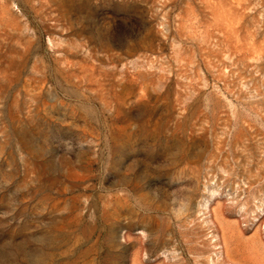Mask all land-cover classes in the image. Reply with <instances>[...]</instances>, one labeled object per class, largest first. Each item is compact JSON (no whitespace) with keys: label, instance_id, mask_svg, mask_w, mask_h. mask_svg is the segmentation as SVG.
Wrapping results in <instances>:
<instances>
[{"label":"rangeland","instance_id":"1","mask_svg":"<svg viewBox=\"0 0 264 264\" xmlns=\"http://www.w3.org/2000/svg\"><path fill=\"white\" fill-rule=\"evenodd\" d=\"M0 264H264V0H0Z\"/></svg>","mask_w":264,"mask_h":264}]
</instances>
